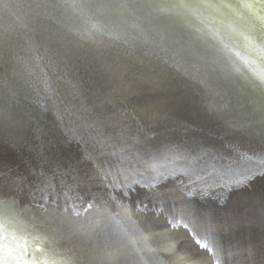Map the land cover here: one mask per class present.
<instances>
[{"label": "bare ground", "instance_id": "1", "mask_svg": "<svg viewBox=\"0 0 264 264\" xmlns=\"http://www.w3.org/2000/svg\"><path fill=\"white\" fill-rule=\"evenodd\" d=\"M72 2L73 0H69V3ZM79 2L89 3L92 7L84 11L69 7L67 22L70 30L76 32L81 28L89 35L91 39L89 43L93 42L95 48L97 44V48L101 46L112 49V53H109L105 59L109 62L106 64L110 66L108 68L110 79L114 77L120 79L123 76L119 75L120 69L123 74H130L128 72L130 63L139 73L151 70L157 74L177 78L181 85L195 90L202 100L201 84L197 79L189 78L184 74V69L199 59L194 55L196 48L188 46L195 41L204 50L201 53H208L210 59H215L212 67L206 69L209 83L223 85L225 77L231 81L230 86L221 91L223 99L220 100L221 105L229 104V119L241 120L248 106L247 102L259 98L261 81L256 78L253 69L251 71L255 78L246 76L244 64L249 61L252 63L247 40L256 41L258 38H264V29L262 32L258 26L260 19L256 17L260 16L257 8L260 4H264V0H240L242 4L247 5L244 6L243 11L238 10L241 6L238 5L237 0H227L230 5L227 8L167 11L138 7L145 0H118L114 3L107 0H79ZM148 2L163 8L177 3L178 0H148ZM122 4H126L127 7H121ZM129 5H132L134 10L143 12L145 17L156 24H148L150 26L147 31L139 27L134 18L126 20L127 18L120 16L127 12ZM172 25L185 35L181 38L183 41H180V36L175 31L173 34L177 39L173 41L174 44L168 39ZM156 30L167 32L168 38L161 32L160 35L154 36L152 32ZM69 38L72 40V37ZM152 52L155 54L154 57H151ZM235 52L240 57L235 56ZM158 57H161L165 63L160 62ZM201 78H205L203 70ZM156 79L158 78H153ZM112 85L113 81L103 86L102 90L105 94L114 89ZM166 115L168 112L165 110V115L158 112L154 117L169 118ZM220 121L217 119L223 131L209 135L200 131L195 132L192 130L193 127L196 128L194 125L183 124L181 128L174 127L176 130L170 127L166 129L168 135L164 136L167 139L166 143L163 147H159L156 153L150 146L149 150L152 154L143 153V155L137 151H130L132 157L137 159L130 158L129 162H116L118 164L110 171L102 170L94 173L96 170L93 172L90 169L81 170L77 161L88 159V155L75 153L72 154L75 162L70 165L67 162H57V166L46 168L50 170L47 178H39L42 174L37 172L35 178L30 181L31 185H28L22 180L19 172V166L23 161L16 162L13 172L20 179L22 190L17 194L14 211L5 214L3 205H0V264H77V258L68 252L62 241L50 238L42 230V225L36 220L40 213L34 210V205L37 202L50 204L48 197L52 196L58 200L61 208H69L73 215L79 213L77 219L85 223L89 220L99 221L98 231L103 241L105 225L113 211L108 198L111 191L109 189L116 182L126 180L147 179L148 185H152L150 189L152 195L158 192L167 194L164 198L166 202L156 198L165 204L178 205L181 204V198L184 201H192L203 197L214 200L216 207L227 209L228 212L236 209L246 211L250 205H255V214L259 216L260 200L264 196V184L259 183L264 181V178L259 177V173L264 171V163H261L264 161V143L258 133L249 134L243 130L230 129L224 121ZM107 125L109 122H106L105 127H108ZM71 129L73 128L69 127V130ZM191 131L192 136H187ZM152 132H155V135L159 134V131ZM173 133L178 134L174 136ZM142 138L146 136L142 135ZM129 144L134 145L135 142L130 141ZM119 149L127 148L121 146ZM46 155L57 160L63 159L57 149H50ZM199 160L202 164L198 162ZM175 162L180 163L181 167L171 169L178 166ZM12 169L13 167L4 168V160L0 158V170L7 172ZM252 174L257 176L254 179L256 181L251 179ZM157 176L165 178L158 179ZM245 176L248 179H245ZM89 203L93 205L92 209H88ZM223 214L222 212L221 215ZM238 240L243 239L232 240L228 236L227 244L228 246L230 243L235 244Z\"/></svg>", "mask_w": 264, "mask_h": 264}, {"label": "water", "instance_id": "2", "mask_svg": "<svg viewBox=\"0 0 264 264\" xmlns=\"http://www.w3.org/2000/svg\"><path fill=\"white\" fill-rule=\"evenodd\" d=\"M107 1L114 3L118 0ZM126 11L120 16L127 18L126 20L134 18L144 30H149L148 24H156L145 17L143 12L134 10L132 5H129ZM68 18L69 8L50 12L36 19L33 0H0V158L4 160V168L13 167V172L14 164L23 161L19 172L22 180L31 185L30 181L35 178L37 172L42 174L39 178H47L50 170L46 168L49 166H57V162H67L69 165L75 162V159H72V154L75 153L88 155V159L77 161L81 170H96L94 173H98L97 171L102 170L110 171L118 164L116 162H129L130 158H135L130 151L149 154L150 146L156 153L158 148L166 143L164 136L168 135L166 129L170 127L194 125L196 128L193 127L192 130L208 135L223 131L217 119L205 111L201 97L195 90L184 87L177 78L151 70L139 73L129 63L132 71L128 70L130 74H123L122 69L119 70V75H123L120 78L123 90L115 89L116 80L110 79V66L106 64L109 62L105 61L112 49L101 46L97 48V44L95 48L93 42L89 43V35L81 28L76 32L70 30ZM176 28L172 25L169 38L167 32L160 30L152 34L158 36L161 32L174 44L173 41L177 39L174 31L180 36V41H183L181 38L185 36ZM69 37H72V40ZM188 46L204 52L197 43ZM150 54L151 57L155 55L154 52ZM158 58L160 62H164L161 57ZM160 76L171 82L172 86L167 90L156 87L153 78ZM112 81L114 89L108 91L107 95L102 90L103 86ZM105 98L108 102L100 109V101ZM153 107L158 108L159 114L162 115H165L166 110V116L169 118L157 116L145 119L143 123L139 120H128V126L135 131V139L122 138L120 134L123 126L112 121H106L109 122L108 127H89L99 110L106 116L121 118L124 114L142 113L143 110ZM69 112L74 114L71 119L68 117ZM173 117L175 118L172 119ZM69 127L73 129L69 130ZM153 130L159 131V134L155 135ZM163 131L166 132L160 133ZM173 134L176 136L178 133ZM142 135L146 138L141 139ZM187 136H192V131ZM126 140L128 142H125ZM130 141L135 144H129ZM121 146L127 149L120 150ZM50 149L59 150L63 159L57 160L47 156ZM198 162L202 164L200 160ZM208 164L211 165L210 162ZM179 165L180 163L171 169L181 167ZM137 181L139 183H136ZM259 183L264 184V181ZM148 186L147 179H137L116 182L109 189L111 191L108 198L113 211L105 225L104 239L111 238V241L115 242L114 247L125 245L132 252L135 243L142 237L129 234L130 225L134 224L136 219V212L155 215L164 220L171 230L187 238L184 241L186 246L189 247V241L194 244L192 233L183 227L187 221L175 211L181 204L162 203L150 193L151 188ZM191 202H194L196 207L216 206L214 200L203 197ZM174 224L177 226L173 227ZM137 227L138 225L134 224L131 229ZM259 230V216H256L254 231L258 234ZM248 234L246 230L238 238L244 239ZM230 238L238 239L236 236ZM227 239L228 236H225L222 241L224 247ZM161 248L170 250L174 248V244L168 242ZM220 255V264H233V260L239 259L227 255L224 251H221ZM183 257L192 264H198V258L181 253L175 259L176 264H181L179 259Z\"/></svg>", "mask_w": 264, "mask_h": 264}, {"label": "snow or ice", "instance_id": "3", "mask_svg": "<svg viewBox=\"0 0 264 264\" xmlns=\"http://www.w3.org/2000/svg\"><path fill=\"white\" fill-rule=\"evenodd\" d=\"M35 5V17L39 19L50 12H55L62 8H74L80 11L91 8L89 3H81L79 0H33ZM7 7V4L4 5ZM103 6V5H100ZM127 7L126 4L120 5ZM230 5L227 0H178L170 6L154 5L148 0L138 5L147 9L159 8L161 11L171 9H192V8H227ZM247 6V5H246ZM195 44V41H193ZM194 55L199 59L196 62L190 63V66L184 69V74L189 78L197 79L198 83L203 88V96L201 103L204 109L210 115L216 117L230 129L243 130L249 134H259L262 143H264V75H261L260 95L259 98H253L247 102L248 106L241 120L234 118L229 119V104L221 105L220 100L223 99L221 91L228 88L231 81L225 77L223 85H212L206 78V69L211 68L215 63L214 58H209L210 54L195 51ZM202 70L205 78H201ZM116 79V87L123 90V83L118 77ZM156 87L161 90L170 88L171 82L166 77L160 76L154 81ZM219 89V90H218ZM219 98V99H218ZM108 102L107 98L100 101L98 106L100 109ZM237 103L239 101L237 100ZM159 111L158 108L145 109L143 112H134V114H124L121 118H113L106 116L102 110L97 111L96 119L89 125L90 128L98 126H106V121H112L114 124L122 125L121 137L135 139V134L128 126L127 121L132 120L141 123L145 119H152ZM73 113L69 112L68 117L71 119ZM127 129V131H125ZM125 142H128L126 140ZM261 163H264L262 161ZM260 178H264V171L259 173ZM255 174L251 175V179H256ZM245 179H248L245 176ZM86 182V181H85ZM136 183H139L138 181ZM149 188L152 185L148 186ZM21 189V181L16 173L0 170V205H3V211L8 214L15 210L17 204V194ZM126 195V193H125ZM154 197L160 198L162 201L167 195L164 192L153 194ZM50 204L37 202L34 205V210L40 215L36 217L39 225H42V230L45 231L50 238L62 241L67 247L68 252L72 253L77 258V264H139L132 258L131 252L125 245L113 246L114 241L106 237L103 241L100 239L99 221L89 220L87 223L77 219L80 215H75L69 208H61L57 199L49 196ZM181 207L175 209L180 217L187 222L183 227L192 233V241H189V247L193 249V255L198 258V264H220L221 251L232 257H239L233 260V264H264V196L261 197L259 205V233L254 231L256 224L255 205H250L246 211L239 209L228 212L227 209L218 208L215 205L210 207H196L194 202L184 201L181 198ZM147 207V205H145ZM93 205L88 204V209H92ZM87 211V209H86ZM224 213L221 215V213ZM175 219V216H173ZM191 225V227H189ZM177 225H173L176 227ZM247 230L249 233L241 241L238 240L235 244H229L224 247L222 241L225 234L228 236L240 237ZM200 237V238H196ZM111 241V242H110ZM202 250V251H201ZM181 264H192L190 260L181 258Z\"/></svg>", "mask_w": 264, "mask_h": 264}, {"label": "rangeland", "instance_id": "4", "mask_svg": "<svg viewBox=\"0 0 264 264\" xmlns=\"http://www.w3.org/2000/svg\"><path fill=\"white\" fill-rule=\"evenodd\" d=\"M237 2L238 5L241 6L238 8V10L243 11V9H245L244 6H246V3L242 4L240 0H237ZM248 10L251 11V9ZM257 11L260 14L259 17L256 16L258 19H260L258 20L259 23H257L262 31V29H264V4H260V7L257 8ZM248 13L250 14V12ZM247 43L249 45V53L252 55V63L249 61V63L244 64L246 67L245 75L254 79L255 77L252 75V71L255 70L253 72L256 74V78L260 79L261 75H264V38H258L256 41L247 40ZM234 54L235 56L240 57V55L236 54V52ZM134 215L136 216L134 224L138 225V227L136 229H131V227H134V224H131L129 228V234H134L137 236L140 235L142 237L138 242L135 243L131 254L134 256V259L139 262V264H176L175 259L177 258L179 252L184 256L188 255L193 258L196 257L193 255V250L185 245L184 241L187 238L183 237L180 233L171 230L164 220H161L150 213L140 214L135 212ZM170 240H173V244L175 243L174 248L172 250L162 249L161 247L168 243V241L170 242Z\"/></svg>", "mask_w": 264, "mask_h": 264}]
</instances>
